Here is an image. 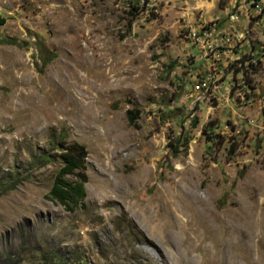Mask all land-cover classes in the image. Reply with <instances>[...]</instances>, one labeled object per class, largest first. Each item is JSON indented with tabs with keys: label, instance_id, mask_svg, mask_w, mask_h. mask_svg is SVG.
Instances as JSON below:
<instances>
[{
	"label": "rangeland",
	"instance_id": "rangeland-1",
	"mask_svg": "<svg viewBox=\"0 0 264 264\" xmlns=\"http://www.w3.org/2000/svg\"><path fill=\"white\" fill-rule=\"evenodd\" d=\"M0 16L21 44L0 43V175H29L0 195V264H264V0H0ZM201 23L228 40L205 56ZM52 139L87 152L74 212L48 196L60 163H31Z\"/></svg>",
	"mask_w": 264,
	"mask_h": 264
},
{
	"label": "trees",
	"instance_id": "trees-1",
	"mask_svg": "<svg viewBox=\"0 0 264 264\" xmlns=\"http://www.w3.org/2000/svg\"><path fill=\"white\" fill-rule=\"evenodd\" d=\"M144 1L146 2V0ZM130 9L135 11V13L140 10V8L134 7V5H131ZM130 14L132 15V13ZM5 22V18L0 16V26H3ZM0 43L21 46L20 43L12 38L3 39ZM37 57L39 63H36V67L38 66L40 69H43L56 57V54L53 51H48L41 43L37 47ZM250 68L255 70L252 64H250ZM131 114L132 112H128V115ZM128 120L130 126H133V118L129 116ZM50 144L55 147L58 153L50 154L46 151H42L41 153L38 151L36 154L31 155V163L36 164L35 169L42 168L50 162L60 163L48 196L51 200L60 204L65 210L74 212L83 205L86 197L84 185L87 183V177L85 175L87 152L84 146L76 142L67 143L65 140L56 139L55 141L52 139L50 140ZM173 150L177 151L178 149L173 148ZM232 152L230 149L229 153ZM28 176L24 174L19 175L17 172L0 175V195L15 190L17 186L28 180Z\"/></svg>",
	"mask_w": 264,
	"mask_h": 264
},
{
	"label": "built area",
	"instance_id": "built-area-1",
	"mask_svg": "<svg viewBox=\"0 0 264 264\" xmlns=\"http://www.w3.org/2000/svg\"><path fill=\"white\" fill-rule=\"evenodd\" d=\"M230 19L232 22H237L239 19V16L237 13H232L230 14ZM194 33L196 34V42L192 44L198 45L200 47L199 49L203 52V56H205L206 52L212 47L222 46L225 42H228V40H220V38H216L214 29H213V36H204V32L202 30V23L196 30L194 29ZM194 89L197 92L207 91L209 89L208 80L206 78L200 79L195 84Z\"/></svg>",
	"mask_w": 264,
	"mask_h": 264
},
{
	"label": "bare ground",
	"instance_id": "bare-ground-1",
	"mask_svg": "<svg viewBox=\"0 0 264 264\" xmlns=\"http://www.w3.org/2000/svg\"><path fill=\"white\" fill-rule=\"evenodd\" d=\"M202 30H203V28H202ZM203 32H204V30H203ZM204 36H206V35H205V32H204ZM220 40H221V39H220Z\"/></svg>",
	"mask_w": 264,
	"mask_h": 264
}]
</instances>
